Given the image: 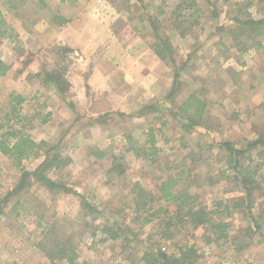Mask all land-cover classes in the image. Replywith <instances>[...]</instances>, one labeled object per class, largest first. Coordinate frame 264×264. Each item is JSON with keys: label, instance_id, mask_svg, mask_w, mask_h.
<instances>
[{"label": "rangeland", "instance_id": "rangeland-1", "mask_svg": "<svg viewBox=\"0 0 264 264\" xmlns=\"http://www.w3.org/2000/svg\"><path fill=\"white\" fill-rule=\"evenodd\" d=\"M104 1L117 15L112 29L119 42L122 33L127 36L124 48L133 45L126 32L131 30L149 48L157 34L173 46L172 55L164 63L166 84L150 90L154 97L148 96L149 102L143 103L150 107L139 117L123 120V114L99 111V105L94 110L95 105L89 103L85 107L90 106L98 117H88L87 111L86 120L79 121L63 112L58 118L50 115L49 107L58 106L53 110L60 111L67 102L54 99L51 87L42 92V84L36 81L19 87L15 68L0 73V123L4 125L0 134L9 131L37 144L58 147L62 157L70 161L53 168L47 176L79 194L50 191L33 177L27 179L23 190L14 193L23 170L33 171L41 165L49 146L36 149L39 156L22 160L23 169L14 157L0 152V264H68L67 258L74 254L82 264H129L145 251L176 254L178 246L186 244L196 248L197 264H264V198L258 192L250 206L246 203L225 210L226 205L241 203L245 194L238 182L221 179L227 169L226 154L217 145L229 140L244 147L246 142L264 140V48L250 47L241 52L242 47L235 46L237 41L228 34V30L236 31L238 25L233 19L237 17L264 22V0L252 4L248 0H101L102 5ZM187 19L199 24L184 38L176 29L181 24L177 21ZM151 20L160 22L156 33ZM7 26L0 19L1 31H7L0 38V58L14 65V32L6 30ZM180 28H190V24ZM249 35L260 36L264 45V23ZM37 43L33 47L28 44L29 51L19 47L24 48L22 63L30 65L38 59V64L52 66L54 60L48 49L43 43L38 48ZM128 55L118 51L115 58L122 64L129 60ZM67 62L70 65L72 61ZM161 69L160 64L159 73ZM173 87L175 94L169 97ZM88 95L91 99L97 96L92 90ZM192 95L205 104L203 118L198 126L185 131L182 126L188 115L182 112V104ZM12 96L24 102L19 104ZM132 98L134 95H127V99ZM155 105L161 109H151ZM8 142L14 139L9 137ZM92 149L101 150L106 157L97 159L91 155ZM258 150L250 153L244 168L251 164L264 170L260 165L263 160L256 158ZM114 157L119 158L117 163ZM182 171L188 176L181 183L191 186L202 205L218 210L216 217L230 223V238L209 241L211 233L203 227L167 229L161 225L165 214L140 228L141 220H135L132 203L135 184L156 195L163 182L177 179ZM83 201L95 209L83 207ZM217 202L222 205L217 206ZM163 204L157 202L156 206ZM110 218L123 228L121 239L103 242L108 235L102 233V227L115 226ZM134 234L139 237L133 238ZM126 236L131 238L130 244L123 242ZM62 250L68 257L61 261Z\"/></svg>", "mask_w": 264, "mask_h": 264}, {"label": "crops", "instance_id": "crops-1", "mask_svg": "<svg viewBox=\"0 0 264 264\" xmlns=\"http://www.w3.org/2000/svg\"><path fill=\"white\" fill-rule=\"evenodd\" d=\"M105 5L106 2L104 1L102 5L101 0H97L96 4L90 0L65 2L61 0H0V19L7 23V30L11 29L14 32L12 44L18 62L15 60L12 65L5 59H0L10 68L16 69L19 87L36 81L42 84L43 92L44 88L50 86L45 85L43 80L36 78L35 75L52 70L63 71L70 84V90L65 95L53 90L54 99L60 98L62 101L65 99L67 102L60 111L53 110L58 106L53 109L49 107V111H55L53 114L50 113L52 117L58 118V114L63 112L69 114L70 119L74 117L79 121H85L84 116L86 117V112L89 111L91 116L88 117L96 119L98 114L92 113L90 106L95 105V110L99 105V111L121 113L123 120L133 119L145 112L147 105L143 106V103L149 100L148 96L150 99L154 97L150 90L160 89L162 83L166 84L165 61H162L154 50L149 48L132 30L126 32L129 38L133 39V45L129 49L124 48L127 47L124 40L127 36L122 33L121 42H119L120 37L112 29L117 15H114L111 7L108 6V8ZM56 16H61L70 22L59 25L54 22ZM4 37L5 35L0 34V38ZM35 43L38 48L45 46L48 49L49 55L54 60L52 66L44 67V64L37 63L38 59L30 65L22 63L21 54L24 48L19 47H25L29 51L28 44L33 47ZM118 51L123 55L124 51L129 54V60L119 64L115 58ZM35 54L40 55L37 52ZM67 60L72 61L70 65ZM160 64L162 65L161 73H159ZM89 90L97 94L94 99L89 97ZM18 91L20 93V90ZM128 94L134 95V98L127 99ZM70 104L74 108H71ZM85 104L90 106L85 107ZM80 109L86 110L79 113ZM136 111L137 113H133ZM125 114L127 116H124Z\"/></svg>", "mask_w": 264, "mask_h": 264}, {"label": "trees", "instance_id": "trees-1", "mask_svg": "<svg viewBox=\"0 0 264 264\" xmlns=\"http://www.w3.org/2000/svg\"><path fill=\"white\" fill-rule=\"evenodd\" d=\"M65 1L67 0H61V2ZM139 1L142 2V0ZM256 1L260 2V0H248L247 2L252 4ZM188 17H193V15H189ZM1 22L6 25L4 20L1 19ZM54 22L62 25L69 23L70 20L62 18L61 16H56L54 18ZM177 22L181 24H179V27L176 29L179 30V35L184 38L190 29L199 24L197 20L190 23L188 19ZM233 22L237 23L238 27H236V31L228 30V34L232 36L233 40L237 41L235 46L242 47V50L239 51H247V49L250 47L258 49L264 48V45H262V42L259 40L260 36L249 35L251 32L258 30L259 24L264 22L253 19L245 20L238 17L233 19ZM150 23L153 33H156L160 26V22L158 20H151ZM186 23L190 24V28L181 30L180 26H183ZM6 32L7 31H4L0 34L4 36ZM156 37L157 38H155V42L150 46L162 61H166L170 55H172L171 53L173 52V46L169 44V42L162 36L157 34ZM239 39H241V41ZM233 46L234 44H232L231 47ZM66 51L67 50L65 49V52ZM9 69L10 67L8 65L0 61L1 75L6 74ZM35 77L42 79L45 85H49L53 90H56L57 93L61 95H65L70 90V84L67 81L64 72L61 70L45 71L43 74L35 75ZM174 94L175 87L171 89L168 96L172 97ZM12 97H14V100H16L19 104L24 102L21 97ZM70 107L74 108L72 104H70ZM149 107L145 108V110H148ZM182 107V112H187L186 114L188 115L186 116V120L183 118L186 124H183L182 127L185 131H191L200 124V121L203 118L205 104L203 100L195 97V95H192L182 104ZM151 109L157 111L161 108H159L158 105H155L151 106ZM174 117H176V115H174ZM2 129H4V125L0 123V131H2ZM150 135L151 141L154 144L155 136L152 132ZM9 137L14 139V142L11 144L8 142ZM127 139H131V136H128ZM217 145L219 150L226 154L224 160L227 169L223 173L221 179H233L234 181L238 182L241 186L242 192L245 194V198L241 199V203H235L232 207L226 205L225 210L230 211L231 208H237L246 203L248 206H250L253 202V197L258 192L261 193L260 197L264 198V170H260L261 166H251V164L245 168L243 167V163L250 157V153L258 150L259 146H264V140L258 139L255 142H246L244 147H238L235 143L229 140H222ZM41 146H49L45 152V160L33 171L23 170L21 180L14 190V193L23 190V188L27 186V179H31L33 177L38 183L46 186L50 191L63 190L68 193L79 195L77 192L67 188L63 183H57L47 176V173L53 168L59 169L64 167L70 161L68 158L65 159L62 157V153L59 152L60 150H58V147L49 145L46 142L37 144L32 139L22 134L17 135L9 131L0 134V152L7 157H14L15 161H17V165L22 169V160H28L33 155L34 157L39 156L35 150ZM91 155L97 159H104L106 157L104 152L97 149H92ZM256 158L263 160V164L260 165L264 166V149L258 150ZM252 159L253 158H251V161L253 162ZM118 160L119 158L114 157L115 163H117ZM116 168L117 167H115V169ZM228 172H232L233 174H227ZM187 176L188 172L182 171L177 179L175 178L166 180L160 185L159 192L156 195L149 192L141 184H135V196L132 203L136 213L135 220H141L139 222L140 228L142 229L151 225L154 221H156V216L158 217L160 214H165L166 218L163 222H161V225L167 229H175L174 226H180L184 228L191 227L192 230L203 227L213 235L212 236L210 234L208 238L209 241H212V239L215 241H220L224 238H230V234L228 232L230 223L224 219H219L216 217V215L220 214L218 210H212L207 206L202 205L198 201V197L191 192V186L186 185V182L183 184L181 183ZM157 202H163L164 204L156 206ZM216 204L217 206H221L222 202H217ZM172 206L174 207V210L171 211L170 208ZM83 207L89 208L91 210L95 209L94 206L85 201H83ZM110 220L113 222L115 221L114 218H110ZM114 224L115 226H109L106 224L102 227V233L108 235V238H105L103 242L108 241L109 239L112 241H118L121 239L120 232L123 230V228L116 224V222H114ZM125 230L129 232L130 228H126ZM132 237L138 238L139 234H134ZM123 242L130 244L131 238L126 236L123 239ZM178 247V252L176 254H168L162 251H145L142 253L141 257L134 258L129 264H197L199 255L194 246H189L186 244L184 246ZM61 254L62 256H59L61 261L68 257V254L64 250L61 251ZM67 261L68 264H82L78 262L77 254L71 255L69 258H67Z\"/></svg>", "mask_w": 264, "mask_h": 264}]
</instances>
